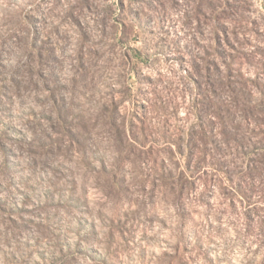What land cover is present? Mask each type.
Instances as JSON below:
<instances>
[{
  "label": "clouds",
  "instance_id": "clouds-1",
  "mask_svg": "<svg viewBox=\"0 0 264 264\" xmlns=\"http://www.w3.org/2000/svg\"><path fill=\"white\" fill-rule=\"evenodd\" d=\"M0 264H264V0H0Z\"/></svg>",
  "mask_w": 264,
  "mask_h": 264
}]
</instances>
